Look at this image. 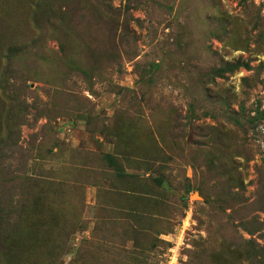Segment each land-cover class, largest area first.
<instances>
[{
	"label": "rangeland",
	"instance_id": "rangeland-1",
	"mask_svg": "<svg viewBox=\"0 0 264 264\" xmlns=\"http://www.w3.org/2000/svg\"><path fill=\"white\" fill-rule=\"evenodd\" d=\"M0 264H264V0H0Z\"/></svg>",
	"mask_w": 264,
	"mask_h": 264
},
{
	"label": "trees",
	"instance_id": "trees-1",
	"mask_svg": "<svg viewBox=\"0 0 264 264\" xmlns=\"http://www.w3.org/2000/svg\"><path fill=\"white\" fill-rule=\"evenodd\" d=\"M223 71V70H222ZM7 88H8V86H7Z\"/></svg>",
	"mask_w": 264,
	"mask_h": 264
}]
</instances>
